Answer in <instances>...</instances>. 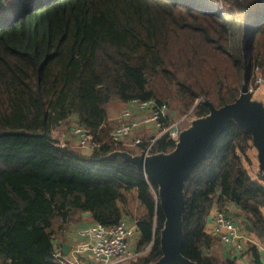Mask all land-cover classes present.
Masks as SVG:
<instances>
[{
    "label": "trees",
    "instance_id": "1",
    "mask_svg": "<svg viewBox=\"0 0 264 264\" xmlns=\"http://www.w3.org/2000/svg\"><path fill=\"white\" fill-rule=\"evenodd\" d=\"M225 1L0 0V264H64L52 255L61 246L55 240L84 221L85 211L91 219L82 227L136 215L135 248L152 243L132 264L159 257L157 186L110 155L148 143L112 140L106 103L167 102L161 88L174 85L181 111L201 116L209 110L205 99L216 107L231 102L243 76L264 75V0ZM209 49L230 63L232 79L218 74L208 82L203 74L218 66H208ZM72 114L91 130V147L46 138ZM250 144L249 133L229 120L185 180L182 253L197 264H236L239 257L213 254L206 228L213 207L260 238L262 249L247 244L242 253L264 264V185L242 164ZM173 146L163 134L150 152Z\"/></svg>",
    "mask_w": 264,
    "mask_h": 264
},
{
    "label": "water",
    "instance_id": "2",
    "mask_svg": "<svg viewBox=\"0 0 264 264\" xmlns=\"http://www.w3.org/2000/svg\"><path fill=\"white\" fill-rule=\"evenodd\" d=\"M204 103L209 107L208 112L192 118L179 131L171 150L132 153L116 149L110 152V155L135 164L157 186L156 194L163 217L159 230L160 255L145 264H197L182 253L184 183L229 120L249 133L250 142L256 150L258 169L264 179V103L252 97L246 83L241 85L239 94L231 102L218 107L208 99ZM45 136L51 139L50 135ZM89 213L82 212L83 215ZM244 226L248 229L247 225ZM70 248V245L62 243L64 254H68Z\"/></svg>",
    "mask_w": 264,
    "mask_h": 264
},
{
    "label": "built area",
    "instance_id": "3",
    "mask_svg": "<svg viewBox=\"0 0 264 264\" xmlns=\"http://www.w3.org/2000/svg\"><path fill=\"white\" fill-rule=\"evenodd\" d=\"M254 70L258 72V67H255ZM255 82L259 86L263 79L257 75ZM171 116L172 110L167 102L156 103L152 99H133L130 101V106L121 110L120 121L110 128L109 136L114 141H122L134 130L142 126H150L153 129L150 137L138 135L132 140V146L147 141V146L142 150L150 153V146L156 138L166 134L175 143L179 131L185 127L181 125L184 117L171 120ZM71 134L80 147L89 148L93 145L94 137L88 127L75 124L71 129ZM59 144L63 146L67 143ZM248 174L252 179L264 185L261 173L259 177L256 175L255 178L251 172L248 171ZM252 174L254 175V172ZM136 230V219L125 217L113 225H104L100 222L89 223L79 229L81 238L72 243L69 255L64 254L59 247L54 249L52 255L64 264H83L85 255L89 256L92 264H117L132 258L137 253V250L132 247V238ZM208 230L222 242L229 244L239 256L243 254L247 244L256 245V236L240 229L231 215H228L224 210L215 209ZM257 238L260 240L259 237Z\"/></svg>",
    "mask_w": 264,
    "mask_h": 264
},
{
    "label": "rangeland",
    "instance_id": "4",
    "mask_svg": "<svg viewBox=\"0 0 264 264\" xmlns=\"http://www.w3.org/2000/svg\"><path fill=\"white\" fill-rule=\"evenodd\" d=\"M220 7H224L226 6V4L229 3V1H225V0H220ZM223 14H225L227 17H232V14L228 11V10H223ZM207 60H208V66H211L213 64H218V66H216L214 68V72H205L203 75L206 77V79L208 80V82H210L211 80L213 81V83H215L216 81V75L220 74H228L229 78L232 79V69L230 66V63L228 61H226L224 59V57L222 56V54L219 51H214L209 49L208 50V55H207ZM264 75L260 74V77L263 78V82L262 84H260L258 86V83L255 82V79L253 78V75H250V78L245 79V77H242L241 80V84L246 83L247 87L249 88V90H251V95L253 98H257V99H261L260 94L264 95ZM241 88V86H240ZM240 88L238 89V93L240 91ZM162 90H164L165 94L169 96L167 104L169 106V108L172 110V114L174 116L173 120H176L180 117H184V120L181 122L182 126H187L191 119L196 117V115L193 114L192 109H189L188 111L184 112L181 111V106L182 103L181 101L178 99L177 95H176V88L174 85H171L170 87H166V88H161ZM201 98L198 97L195 102L199 101ZM130 104L126 101H122L120 99L117 98H110L107 103H106V110L109 116H113L116 115L117 111L128 107ZM120 114V113H119ZM119 114L116 116V123H118L120 121L119 118ZM76 115L72 114L70 116V118L68 119V121L64 124H62L61 126L54 128L51 131V139L54 138L56 140L57 143H61V142H65V143H69L70 145L74 146V147H80L78 145V143L73 139L71 132L68 130L69 128H73V126L75 125V123L73 122V120L75 119ZM111 125H114L113 121L110 120ZM74 123V124H73ZM115 123V124H116ZM134 132V133H133ZM129 136H127L123 141L132 146V140L135 137V135H139L141 136L142 133L140 130H134ZM144 135V134H143ZM83 148H87V147H83ZM248 152V156L249 158L246 160L245 158L243 159V166L246 168L247 172H251V175L255 178L256 175H258V177L260 176V173L257 169V159H256V150L255 148L252 146V144H250V146L247 148ZM252 172H254V175L252 174ZM257 173V174H256ZM137 208L136 203L131 204V209L135 212ZM140 209L138 208V211ZM215 211V210H214ZM213 211V212H214ZM89 215V214H88ZM83 216V215H82ZM85 216V215H84ZM136 215H132L131 218L129 219H133L135 220ZM234 219V218H233ZM239 220V219H238ZM243 227V226H242ZM244 229V228H243ZM73 230L68 231V233H70ZM211 233V232H210ZM212 234V233H211ZM213 235V234H212ZM214 236V241L212 244H218L222 242L217 236ZM152 242H149L148 244H146L142 249H136V237L135 235L132 238V247L137 250V253L130 259L117 263V264H132V262L137 261L138 258H140L141 256H143L144 254H146L151 246ZM224 245V244H223ZM212 247V246H211ZM143 250V251H141ZM213 254L217 257L216 253L214 251H212Z\"/></svg>",
    "mask_w": 264,
    "mask_h": 264
},
{
    "label": "crops",
    "instance_id": "5",
    "mask_svg": "<svg viewBox=\"0 0 264 264\" xmlns=\"http://www.w3.org/2000/svg\"><path fill=\"white\" fill-rule=\"evenodd\" d=\"M262 84V83H261ZM260 97H261V99H258V100H261L263 103H264V95H262V94H260ZM257 99V98H256ZM129 104H130V102H128ZM130 106V105H129ZM122 110V109H121ZM121 110H119V111H117V113H116V115H113V116H109L108 115V113H107V122H109L110 123V127H113L114 125H116L117 123H116V116L121 112ZM110 120H112L113 121V123H114V125H111V122H110ZM75 123V122H74ZM73 123V124H74ZM116 123V124H115ZM70 132H71V128H69L68 129ZM136 130H140L141 131V133H142V135L141 136H143V137H147V136H150V135H152V133H153V129L150 127V126H142L141 128H138V129H136ZM135 130V131H136ZM134 133V132H133ZM144 134V135H143ZM135 136H138L137 134L135 135ZM74 139V138H73ZM75 140V139H74ZM215 210V207H213L212 209H211V211H210V213L208 214V216H207V220H206V228H207V230L209 229V227H210V224H211V216H212V213H213V211ZM90 214V213H89ZM83 215V214H82ZM83 217H84V215H83ZM125 217V216H124ZM125 218H128V216L127 217H125ZM130 218V217H129ZM90 216L89 215H85V220L84 221H82V222H84L85 223V221L87 222V221H90ZM234 221H235V223L237 224V226L238 227H240V229H242V228H244V226L242 227L241 226V224L238 222V221H236L235 219H234ZM81 222V223H82ZM81 223H78V222H74V223H72V224H70L69 226H68V228H66V229H61V231H60V234H59V236H58V238L55 240L56 242H58L61 246H60V248L62 249V243H65V244H68V246L70 245V246H72V243H74L76 240H78V239H80L81 238V236H80V233H79V229L82 227V225L83 224H81ZM70 230H73V231H71L70 233H68V231H70ZM246 232H248V233H250L252 236L254 235V234H252L251 232H249V231H246ZM135 234H136V232H135ZM134 234V235H135ZM135 237H136V235H135ZM255 243H256V245L258 246V248L259 249H262L263 248V245H262V243L260 242V240L256 237V239H255ZM224 244V245H223ZM71 249V248H70ZM211 250L212 251H214L215 253H216V255H217V258H219L220 260H222L224 257H226V256H230L231 254H237L233 249H232V247L229 245V244H225V243H222L221 244V242L220 243H214V244H212V247H211ZM63 252V251H62ZM70 254V250H69V252H68V254H66V255H69ZM83 259H84V262H83V264H92V262L89 260V256L88 255H85V256H83ZM236 264H250V260H249V255L247 254H241L237 259H236Z\"/></svg>",
    "mask_w": 264,
    "mask_h": 264
},
{
    "label": "bare ground",
    "instance_id": "6",
    "mask_svg": "<svg viewBox=\"0 0 264 264\" xmlns=\"http://www.w3.org/2000/svg\"><path fill=\"white\" fill-rule=\"evenodd\" d=\"M206 2V1H205Z\"/></svg>",
    "mask_w": 264,
    "mask_h": 264
}]
</instances>
